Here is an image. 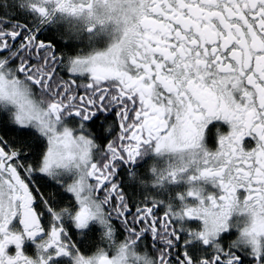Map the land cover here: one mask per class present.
<instances>
[{
	"label": "snow or ice",
	"instance_id": "snow-or-ice-1",
	"mask_svg": "<svg viewBox=\"0 0 264 264\" xmlns=\"http://www.w3.org/2000/svg\"><path fill=\"white\" fill-rule=\"evenodd\" d=\"M0 264H264V0H0Z\"/></svg>",
	"mask_w": 264,
	"mask_h": 264
},
{
	"label": "flooded vegetation",
	"instance_id": "flooded-vegetation-1",
	"mask_svg": "<svg viewBox=\"0 0 264 264\" xmlns=\"http://www.w3.org/2000/svg\"><path fill=\"white\" fill-rule=\"evenodd\" d=\"M70 23H76L79 27H83L82 21ZM82 37V43H84L85 45L102 50L114 43L119 38V33L115 25L111 22H108L103 28L97 27V30L91 36H89L87 32H82ZM207 135L209 139H213L216 135V129L212 126H209Z\"/></svg>",
	"mask_w": 264,
	"mask_h": 264
}]
</instances>
